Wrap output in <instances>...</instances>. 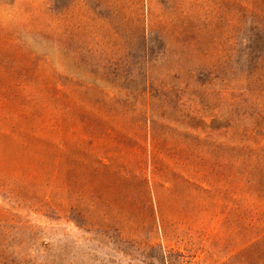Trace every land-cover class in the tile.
Wrapping results in <instances>:
<instances>
[{
    "label": "rangeland",
    "instance_id": "rangeland-1",
    "mask_svg": "<svg viewBox=\"0 0 264 264\" xmlns=\"http://www.w3.org/2000/svg\"><path fill=\"white\" fill-rule=\"evenodd\" d=\"M255 157L264 0H0V264H264Z\"/></svg>",
    "mask_w": 264,
    "mask_h": 264
},
{
    "label": "trees",
    "instance_id": "trees-1",
    "mask_svg": "<svg viewBox=\"0 0 264 264\" xmlns=\"http://www.w3.org/2000/svg\"><path fill=\"white\" fill-rule=\"evenodd\" d=\"M254 145H256V147L258 146L257 143H254ZM243 164L245 166L246 171H249V174L258 172L261 177H264V157L244 159ZM255 194H257L258 198L260 199L264 198L263 194H260V192L256 191Z\"/></svg>",
    "mask_w": 264,
    "mask_h": 264
}]
</instances>
